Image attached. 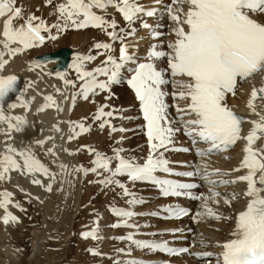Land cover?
Instances as JSON below:
<instances>
[{
	"label": "snow or ice",
	"instance_id": "6c2138e0",
	"mask_svg": "<svg viewBox=\"0 0 264 264\" xmlns=\"http://www.w3.org/2000/svg\"><path fill=\"white\" fill-rule=\"evenodd\" d=\"M46 3L51 4L52 0H46ZM156 3H160V0H156ZM176 4H187L188 10L184 12L182 8H174L173 5ZM108 6L115 7L122 15L126 28H119L117 31L118 23L114 18L108 20L93 10L94 8L104 10ZM164 9L169 19L176 25L172 30L176 39L168 43L170 51L157 50V45L153 44L148 52L147 61L139 62L135 53L130 51L135 47L134 44L126 41L135 36L137 29L134 25L137 20L141 22V27L153 28L143 20V17L155 16L158 12L155 7L145 8L139 0H66L56 6L58 13L56 23L49 25L44 19L29 14L24 23L16 27L13 21L23 18L22 7L15 6V0H0V17L7 16L3 25V39H0V72L10 62L9 59H5L6 55L12 58L28 49L43 46L46 40L55 41L69 28L92 27L104 31L111 42L94 44V49L101 50L97 55L106 54L100 66L88 70L85 66L86 62L94 61L97 56L74 54L70 67L82 83H80L79 90L71 96L72 105L75 106L78 96L87 101L90 96L99 95L101 92H108L109 95L105 99H110L111 86L118 85L126 79L128 86L134 91L139 101L149 149L144 162L140 163L135 157H125L123 148L113 149V155L108 156L91 146L84 145L82 148H86L89 154L94 156L91 168L83 165L69 168L60 163L59 172H53L37 157L31 144L17 149L6 143L4 152L0 153V181L10 180L11 172L16 171L23 176H31L33 185L41 186L46 192L51 193L57 180L61 184L58 191H63L65 182L74 186L78 174L82 173L86 177L92 173L97 177L95 182L102 187L121 189V195L129 198L127 200L129 207L109 205L111 214L120 218L111 227H125L134 231L117 237L119 240L129 242L130 246L127 250L117 249L119 254L129 258L123 261L117 259L114 264H145L142 260L131 258V246L141 250L172 254L190 252L189 248H172L167 241L158 242L135 238L139 225L131 221L142 213L135 212L133 208L145 201L138 198L119 177L126 176L127 181L132 184L150 183L158 189L162 197H187L201 201L200 210L193 217L195 222L202 219H231L219 214L210 206L209 201L218 204V198L223 195L224 202L230 205L231 201L227 194H222L215 189L230 183L246 182L247 189L244 195L249 199L245 209L235 217V227L231 238L216 245L222 251L218 254L207 251L191 254L197 258L215 257L216 264H264V195H262L264 193V149L254 147L255 143L264 136V114L257 112L255 106L257 99L264 100V87L253 88L251 91L247 107L257 116V119L250 121L252 127L245 136H242L241 132L246 118L237 115L226 103L228 94L233 96L236 94L238 79L245 80L255 73L264 72V22L254 18V15H264V0H172V4L165 5ZM177 13H182L183 19ZM53 29L56 30V34H52ZM42 33L48 35L45 36ZM150 34L153 39L163 35L159 31H151ZM115 42L121 45L118 57L112 54L115 51L113 48ZM163 58H167L168 67L167 70L161 71L157 69L155 61ZM42 63L46 61H33L29 65V70L39 67ZM125 71L130 73V76L125 77ZM54 75L63 81L65 87L75 88V82L65 78L66 72L57 71ZM166 75L171 79L166 78ZM101 76L106 79H99ZM176 77L187 79L177 81ZM17 80L18 77L14 74L7 76L0 74V123H7L6 134H9V139L12 130L22 132L28 127L26 117L5 115L4 111L6 98L10 93L17 92ZM170 83L173 86L178 83L181 88L178 93H172L173 99L178 98L187 102L183 108L175 105L184 134L191 138L194 147L199 143L208 146L206 149L196 147L195 154L201 158V163L192 171H174L170 166L173 161L165 156V152H189L191 150L175 146V135L181 129L172 126L174 121L169 118V105L166 102L168 93L163 90L164 86ZM33 84L34 82L29 81L25 90L17 94V102L10 103L7 107L14 109L21 106L28 110L32 101L25 99L24 95L27 88L32 87ZM56 91L64 94L59 88ZM44 99L45 103L38 111L52 107L63 111L52 95ZM67 99L68 96L65 95V100ZM105 108H109V105H100L94 115V120L102 121L99 127L101 129L108 127L112 133L125 131L111 124V119L123 118L116 117L115 113L118 110L112 108L106 112ZM185 116L194 118L185 120ZM67 123L72 133L68 137V142L90 131V127L82 121L69 120ZM54 127L56 131H60L58 125ZM3 132L4 130L0 129V133ZM53 139L54 137H47L44 140L35 141L34 144L43 148L47 140ZM122 139L117 142H122ZM240 140L246 141L243 148L244 155L239 167L233 171L247 169V173L235 180L213 179V177L228 176L230 173L222 172L220 169L209 171V165L204 162L203 158L228 151ZM45 154L55 156V145L48 148ZM225 158L230 159V157ZM114 161L115 166L113 167ZM105 173L107 175H104ZM157 173L189 178L199 176L204 183L210 186L209 194H194L192 190L200 185L165 178ZM36 174H40L49 182L44 184L42 179L36 178ZM68 176L72 179L68 180ZM13 195L7 190L0 191V208L5 212L0 219L5 225L9 222H18V217L8 210L10 204L25 211L21 204L13 203ZM26 195L31 194L26 193ZM33 198L40 199L38 196ZM163 211L170 218H181L190 213L189 209L172 205L167 206ZM151 214L157 215L158 213ZM99 219L97 217L93 221L95 226L91 230L81 233L83 239H103L100 234ZM200 243L202 247H209L203 243V240ZM193 246H195V241H193ZM87 250L91 255H102L96 248Z\"/></svg>",
	"mask_w": 264,
	"mask_h": 264
},
{
	"label": "bare ground",
	"instance_id": "6f19581e",
	"mask_svg": "<svg viewBox=\"0 0 264 264\" xmlns=\"http://www.w3.org/2000/svg\"><path fill=\"white\" fill-rule=\"evenodd\" d=\"M39 1L40 0H15V6L22 7V9H23L22 15H23L24 19L27 18L26 14H34V15H38L41 19H44L47 22V20L51 16V14L49 15V13H51V12L48 11L50 7L47 6L46 0H45V3H43L42 1H40V2ZM164 1L165 0H160V3H158L159 5H156L153 3V2H156V0H139V3H141L143 6L146 5L147 8L155 7L158 9V12L155 16L150 17V18L146 16L149 19H146L144 21H146L150 25H152L153 28L152 29H146L145 31H143L144 33H151V31H154V29H155V31L161 32V28L164 24V21H162V17L164 19V17L166 16V15H163L161 12V10L163 9L162 3ZM168 4L170 5V4H172V2H169V0H167L166 5H168ZM53 7H52V9H53ZM173 7L174 8H182L184 12H186L188 10L187 4H183V5L176 4V5H173ZM96 12L97 13L100 12L101 15L104 16L108 20H111L114 18L118 22V21H120L119 20V17H120V19H122V21H124L120 14L114 12L110 8H106L104 10H96ZM177 14L181 15V18L183 19L182 13H177ZM254 18H256L260 22H264V15H254ZM6 19H7V16L3 17L0 21V39H3L2 31H3L4 22ZM17 19L19 21L23 20V19L20 20V18H17ZM167 19H169V17ZM166 23H168V25L170 24L169 30H171V32H172L173 28L176 27L175 23L172 22L170 19ZM13 25L18 27L19 25H21V23H19L18 21H17V23L13 21ZM185 28H186V26H185ZM99 33H100L99 29L92 28V27L80 29L79 31H77L76 36H74V37H77L76 40H77V44H78V50L79 49L81 50L82 47L88 46L90 44V42L93 39H95L96 34L99 35ZM170 37L172 38L170 41H174L176 39V36L174 35L173 32L171 33ZM102 40H105V39H102ZM149 40H151L150 47L153 44H155V45H157V50H162L163 48L166 47L167 48L166 51H170V49L167 46L168 44L165 47H163L161 44L162 42H157L160 39L155 40L152 38ZM149 40H147V38L145 39V36H141L140 34L136 33L134 37L129 38L126 42L136 44L135 46L137 47V49L135 52L134 51L133 52L135 53V55L138 58H142V55H145L147 53L146 51L149 52V50H150V48L148 46ZM107 41L111 42V41H109V37H108ZM97 42H102V41L99 40V41L93 42V44H95ZM13 46H15V45H13ZM115 46H116V43L113 44V48H115ZM61 48H65V49H68L70 51L68 67H67V70L63 71V72H66V77H65L66 79H72L73 78V76H72L73 75L72 74L73 69L70 68L69 66L73 63L72 56H74L73 53L77 54V52H76L77 50L74 51V49L67 48V47H61ZM61 48H59V49H61ZM59 49H57V50H59ZM57 50H55V51H57ZM55 51H52V52H55ZM99 51H101V50H95L96 55ZM143 51H145V52H143ZM52 52H47V46L44 44L43 46L36 47L34 49H28L25 52H23L22 54H17L15 57H12V58H10L7 55L5 56V59H9L10 62L5 66V68L3 69L2 72H0V74L6 75L9 73H13V74L21 76L22 77L21 91L25 90L26 84L29 81L34 82V84L32 87L27 88V90L25 91V95H24L25 99L32 101L30 108L28 110H26L24 107H21V106H18L14 109H9L7 107V105L10 103H16L17 102V99H16L17 95H15L13 97L8 96L6 98L5 105H4L5 115H13V116L19 115V116L26 117L27 122H28V127L26 128L25 131H22V132H16L15 130H12L10 132L11 138L9 139V134H6L7 130H8L7 123H0V129L4 130L3 133H0V153L4 152L6 143L11 144L12 146H14L17 149L24 148L27 145L31 144L34 148V151L36 153L38 152V155H39L38 158L43 163H45L53 172H59L58 165L60 163L67 165L69 168H72L73 166H80L81 165L80 164L81 163L80 157L83 154H81L82 152H79L78 149L80 147L78 148V145H80V146H82L83 144L85 145V142L83 141V137L85 135L82 137V135H83L82 134L78 138L73 139L71 142H68V137L72 133L70 132L69 124L67 123V121L73 119L72 114H71L72 113V111H71L72 110L71 109V106H72L71 96L75 91H74V87H72V86L65 87L63 81L53 75V72L55 70H57V68L55 66L57 62L56 61H46V63H44L43 65H40L39 67H36L35 69H33L31 71L29 70V63L31 61H37V60L40 61V59H38L40 56L50 54ZM78 54L88 55L91 53L87 52L84 54V53L78 52ZM158 61H163V59L155 61L159 67V70H161V71L166 70L167 66L163 67L161 62L159 63ZM87 63L88 62H86V65H87ZM44 70L47 71L48 74H45ZM126 74L130 75V73H128V72H126ZM166 77H168V76L166 75ZM175 79L177 81H182V80H186L187 78L186 77H176ZM78 85H80V83ZM78 85H76V86L78 87ZM115 87H116L115 85L112 86L111 91ZM166 87H167V85H165L163 88V90L168 93V95L166 97V102L168 105H169V103L173 102L172 109H170L171 106H169V109H168L169 116L172 113L173 121L175 120L174 121L175 125L173 127L174 128H180V127H182V125H181V122L179 121V119H176V118H178V117H176V116H178V113L176 111L175 105H179L181 108H183L187 102L185 100L171 99L169 97L173 92L178 93L181 90L178 83L176 84V87H174L175 90H172V92H168V89ZM261 87H264V72L255 73L251 77H249L245 80H239L238 79L236 94L234 96L232 94H228L227 95L228 98L226 97L227 105L230 108H232V110L234 112L245 114L246 119H245L244 126H243V132L241 133L242 136L247 135V133L250 131V129L252 127V124L250 123V121L257 119V116L255 114L251 113L250 109L247 107V102L250 99L251 91L253 90V88L259 89ZM57 88L61 89L64 94L58 93L56 91ZM128 93H130V92L128 91ZM48 95H52L54 97V99L57 101V103L62 107L63 111H58L55 107L48 108L44 111H38V109H40L41 106L43 105V102L45 103L44 97H46ZM65 95L68 96L67 100H65ZM114 95H115V93H114ZM90 97L93 99L94 96L93 97L90 96ZM80 98H81V100H80ZM133 99H134V97H133ZM83 101H85V100L82 97L78 96L75 104L76 103L79 104V102L83 103ZM127 101H129V99ZM91 103H92V101H91ZM138 103H139V101H136V104H137L136 106H138ZM255 106H256L257 112L264 114V100L257 99L255 101ZM76 109H78V107ZM129 109H131V108H129ZM170 111H171V113H170ZM129 112H131V110ZM132 112H134V111H132ZM77 114H76V116H79ZM129 115H130V113H129ZM130 116H129V118H130ZM136 116L139 117L138 115H136ZM190 118H194V117H189V116L184 117L185 120L190 119ZM176 120L178 121L177 124H176ZM142 124H143V120H141V126H142ZM56 125L59 126L60 131L55 130L54 126H56ZM113 125L116 126V125H121V124L115 123ZM126 127L122 126L123 129L126 128L125 130H128V129L130 130L132 128H137L138 125L133 124V126L129 127V125H128ZM52 128L54 130V131L53 130L52 131L54 132V136H55V137L54 136L53 137L55 138V141H56L55 142V153H56L55 156L45 154V152L48 148L53 147V145H54V143H52L53 141L50 143L47 140L46 143L44 144L43 148L34 144V142L37 140H44L45 138L50 137ZM142 128H144V127L142 126ZM182 131H184L183 128L179 132L176 133L175 145L191 144V138L187 137L184 133H182ZM132 132H134V131H132ZM132 132L128 133L127 135L129 137H131L132 135L135 136V135L139 134L136 131L134 133H132ZM122 133H124V131L111 133V134H114L115 136L125 135ZM93 135H94L93 139L96 142L97 138L95 136H97L98 134L95 135V133H93ZM182 135H185V137H183ZM98 140H101V138ZM94 141H93V143H94ZM146 141H147V138H146L145 142H142V144L147 143ZM47 142H48V145H46ZM236 145H237V147L235 149L230 148L229 151L226 153L221 152L219 154H213L210 157L203 158L204 162L208 163V165H209V168H208L209 171H212L215 169H220L222 172H229L230 173L228 176L213 177V179L235 180L237 177H239L241 175H245L247 173V169H241L240 171H233V169L238 168L240 165V162H241L243 155H244L243 148L246 145V141L240 140L237 142ZM201 147L203 149H206L208 146L207 145H201ZM254 147L258 148V149H264V136H262L255 143ZM121 148H123L124 150H127V148H124V147H121ZM80 151H82V149ZM69 152H72L73 154L69 155L68 154ZM83 152H84V150H83ZM167 154L169 157H167V156L166 157L170 161H172V160H174V161H185L186 163L193 164V166L191 167L193 169L195 168V166H197L201 163V158L198 156H194L193 152H189V153H178V152H174V151L173 152H165V155H167ZM88 156L86 158H88ZM226 156L230 157V159H226L225 158ZM90 157H91V155H90ZM17 159L19 160V157H17ZM20 163L22 164V161H20ZM10 175H11L10 180L0 181V191L7 190V191L12 192L14 194L12 197L13 203L24 204L22 199L18 200L17 195H22L23 197L31 198L35 203H37V205L39 204L40 208H42L43 211H45L46 213L50 212V211L53 212L54 211L53 208L57 207V206L53 207L54 205H58V206L60 205L61 206L62 204H64L65 199H67L69 194L72 193L69 196L71 199L68 200V201H71L70 204L72 203L73 200L75 201V203L73 204L75 210L73 209L74 211L71 213V216H70V224H71V218L75 217L74 214L76 213V209H77V205H78L77 193H78V190L80 188H82L81 185L83 184L82 183V173L77 175L74 186H70L67 182H65L63 184V191H58V189L61 188V184H60L59 180H57V182L53 185V190L51 193L46 192L41 186L33 185L31 183V179H32L31 176H23L19 172H16V171L11 172ZM257 175H259V173ZM36 178L42 179L44 181V184H47L49 182L47 179H45L40 174H36ZM67 179L71 180L72 177L68 176ZM194 179H196V177H194ZM145 187L153 188L154 186L149 184ZM209 187L210 186L208 184L204 183V181H203V187L198 189L197 192L199 191L200 194L203 193L205 195H208L209 194ZM246 189H247V183L246 182L230 183L228 185H223V186L217 187L215 189L216 191H218L222 194H227L228 199L231 201V203H230V205L226 204L224 202V196L222 195L220 198H218L219 199L218 204L213 202V201H209L210 206L213 209H215L219 214H221L223 217H230L231 219H220V220L202 219L199 222H195L193 220V217L195 216V213L200 210L201 201L191 200L187 197H180V198H174L173 197V198H162L161 199V200H168L167 203L165 201H163L165 203L162 204V206H169V205L177 206L178 204H184V205L191 207V209H192V213L190 214L191 216L189 215L187 217H184L179 221H164V220H161V219H158L155 217H145L146 213H148V211H151L153 209V207L150 208L149 206L140 207V208L136 207V208H133V210L137 213H142V215H139V216H144L146 220L151 221L152 223L153 222H155V223L159 222L160 223L159 226H154V225L149 226V225H151L149 223L148 226H146L142 230V233L144 232L147 235H151V234L159 235V237L156 235L157 239L156 238L155 239L154 238H148L145 240H155L158 242L167 241L168 243H172L174 245H178V244H189L190 245L193 241H195V246H193V244H191L190 254L182 255L180 257L175 258L176 261L185 262V263H195V262H197L196 261L197 257L192 255L191 253L206 252L207 251V252H212L214 254H218L219 252L222 251V249L219 247H216V245L218 243L222 244L223 242H225L226 240L231 238L230 233L234 230V227H235V217L240 211L245 209L247 201L249 199L248 197H246L244 195ZM132 191H134V190H132ZM26 193H30L31 195L28 196V195H26ZM136 194L138 195V192ZM154 194H155V192H152L151 190L147 191V189H146V191L144 192V194L142 196L146 197L145 200L146 199L148 200V199L152 198V195H154ZM233 194H235V198H233ZM262 195H264V193H262ZM37 196L40 198L39 200L33 198V197H37ZM177 199H179V200H177ZM40 201H43V202L41 203ZM66 203H67V201H66ZM118 206H125V205H118ZM125 207H127V206H125ZM52 209H53V211H52ZM104 209L105 208H102V209L100 208L97 210L100 214V216H97L100 218L99 219L100 229H101L100 234L102 235L103 240L110 241L108 239L117 238V235L115 232H110L111 231L110 230V228H111V226H110L111 218L110 217H112L113 215H109L107 211H104ZM8 210L10 212H12L15 216L18 217V222H16V223L9 222L8 225H5L2 221V219H0V264H12L13 261L16 260L17 255L22 254V252L19 249H17L16 247L11 246L9 244H6L9 240L16 238V236H20V234H21L22 225H21V219L18 216L19 211H21V210L14 207L11 204L9 205ZM27 210L28 209H26V211ZM97 211L92 212L89 219L87 221L85 220L83 225H85V227L88 228L87 230H91L94 227L93 221L97 219V217H95V212H97ZM51 214L53 215V213H51ZM4 215H5L4 209L0 208V218H2ZM54 215H55V213H54ZM47 217H49V216H47ZM113 217L115 219H118V220L120 219V218L115 217V216H113ZM89 222H91V226L87 225ZM174 227H181L183 230L188 229V231L190 230V232H188L187 234H184L185 238H188L187 239L188 241H186V242L172 241L173 239H175V240L179 239V237H181V235L163 233V230L171 229ZM121 229L125 230L127 233L129 231H134V230L129 229V228H125V229L121 228ZM70 230L71 229L68 228L67 231L69 232ZM122 230H120V232H123ZM140 231H141V227L139 228L138 232H140ZM30 232H32L31 235L34 236V241L32 244L31 256H29L28 258H30V257L36 255V253L40 252L41 245H42L41 241H43L45 238V237H42L40 230L33 229ZM118 234H120V233H118ZM67 237H70V236H67ZM135 238L141 239L142 237L136 236ZM201 240H203L204 244L209 245V247H202L201 243H200ZM105 244L107 245V242H105ZM122 247H117V248L122 249ZM142 252H139L137 254H135L133 252V254H131V257L132 258L133 257L134 258L140 257V258H143L145 260H151L154 262L160 261V260H162V258H164V256L159 254L157 251H150L151 254H149L148 251H147L148 254H145L144 252L142 254ZM106 255H107V253H106ZM199 262H202L201 264H216L215 257H212V258L202 257V258H199Z\"/></svg>",
	"mask_w": 264,
	"mask_h": 264
},
{
	"label": "rangeland",
	"instance_id": "374dc122",
	"mask_svg": "<svg viewBox=\"0 0 264 264\" xmlns=\"http://www.w3.org/2000/svg\"><path fill=\"white\" fill-rule=\"evenodd\" d=\"M40 1L45 3V0H40ZM63 2H66V0H59V1L58 0H52L51 4L54 7L51 4H47V6L50 7L48 11L51 12V13L48 12L49 15L51 14L49 19L47 20V23L49 25L57 22L58 13L56 12V6L59 3H63ZM166 2H167V0H165L162 3L163 9L161 10L162 14L166 15L164 17V19L162 17V21H164V24L161 28V33H163V35L156 38V39H160L157 42H162L161 44L163 47H165L170 42V40L172 39L170 37L172 32H171V30H169L170 24L168 25V23H166L169 20V19H167L168 14L165 12V9H164ZM153 3L156 5H159L156 2H153ZM52 7H53V9L54 8L55 9L53 10ZM98 13L101 14L100 12H98ZM28 15L29 14H26V17ZM36 16L39 17L38 15H36ZM149 18H147L145 16V17H143V20H146ZM20 20H22V21L15 19L14 22L17 23V21H18L19 23L23 24L25 19L20 18ZM119 20L120 21L117 22L118 23L117 31H119V28H126L127 27L125 21H122V19H120V17H119ZM138 21L139 20H137L135 25H134L135 28L137 29L136 33L140 34L141 36H145V39L147 38V40L152 39V36L150 33H144L143 32L146 29L141 27V24H140L141 22L139 23ZM79 30L80 29L69 28L67 31L61 33L57 40H55V41L46 40L45 45L47 46V52L55 51L61 47H67V48L74 49V51L77 50L76 51L77 54H78V52L84 53V54L87 52L91 53L92 55L97 56V58L94 61H91V63L88 62L87 63L88 66L87 65H85V66L87 69L92 70L95 67L100 66L106 58V54L101 55V56L96 55V53H95L96 49H94L93 42H96L99 40L108 42L107 41L108 37L104 31L99 29V31H100L99 35L96 34L95 39H93L91 41L92 43L90 42V44L88 46L82 47L81 50L80 49L78 50V44H77V40H76L77 37H74V36H76V32ZM108 30L111 31V29H108ZM154 31H155V29H154ZM42 34L47 36L46 33H42ZM52 34H56L55 29L52 30ZM102 39H105V40H102ZM150 43H151V40H149V42H148L149 48H150ZM119 46H120V44H118V45L116 44V46L114 48L115 51H114L113 55L117 54V50H118ZM32 49H34V48H32ZM166 49L167 48L165 47L162 50L166 51ZM143 52H145V51H143ZM146 52L147 53L145 55H142V59H144V60H147V58H148V51H146ZM73 55H74V53H73ZM73 57L74 56H72V59H73ZM166 60H167V58H163V61H158V62L159 63L161 62L162 66L165 67L166 63H167ZM156 67L159 70L157 63H156ZM72 74H73L72 76H73V80L75 81V83L78 82V80H77L78 78H77L75 71H73ZM166 78L171 79L169 76ZM174 87H176V86H173V84L170 83L167 85L166 88L168 89V92H172V90H175ZM74 91L77 92V90L75 88H74ZM128 91L130 93H128ZM114 93H115V95H114ZM108 95L109 94L107 92L106 93L101 92L99 95H95L94 97L92 96L93 99L91 97H89V99L87 101H83V103H81V102H79V104L76 103L74 107H72L73 106L72 105L71 106V109H72L71 114H72L73 119H71V121L72 120L73 121H82L86 126L90 127V131H88L87 133H84L82 135V137L85 135L83 137V141L85 142V145L87 144L88 146H91L93 149L100 151V152H102L108 156L113 155V149L124 147V148H127V150H125L123 152L124 156L135 157L138 159V161L140 163H143L144 159L146 158V156L148 154L149 149L147 148L148 147L147 143L142 144V142H145V140H146V135H145V129L142 128V126H141V121H138V119H133V116L135 114L134 112L137 113V111H135L137 104L135 103L136 101L134 102V100H136V98L133 96L132 92L128 88L124 87L122 84L117 85L111 91V98L106 100L105 97ZM133 97H134V99H133ZM227 98H228V96H227ZM128 99H129V101H127ZM80 100H81V98H80ZM91 101H92V103H91ZM93 101H95V102H93ZM43 104H44V102H43ZM103 104L109 105V108L104 109L106 112L111 110L112 108H117L118 111L121 114H123V118L114 119V122H113L114 124L120 123L122 126H125V127L128 125L130 127V126H133V124H135V125H138V127L132 128L130 130L129 129L125 130L124 133H122V134H125L126 136L125 135L115 136L114 134H111V131L108 127L101 129L99 127L100 121L94 120V115L97 111V108ZM76 106L78 107V109H76L77 108ZM169 106H171L170 109H172L173 103H171V105L169 103ZM129 108H131V109H129ZM130 110H131V112L132 111H134V112L131 113V112H129ZM129 113H130V115L132 114L131 115L132 117L129 115ZM170 113H171V111H170ZM76 114L79 116H76ZM129 116H130V118H129ZM172 117H173V115L171 113L169 118L173 120ZM177 122L178 121L176 120V124H177ZM174 125H175V122L173 123L172 126H174ZM180 128L182 129V127H180ZM52 130H53V128L51 129L50 137L54 136V132H53L54 130L53 131ZM132 131H134V132L136 131L139 134L135 135V136L130 135L131 137H129L127 134L132 132ZM92 132L95 133V135L98 134L97 136H95L97 138L96 142L93 139L94 135ZM134 132H132V133H134ZM113 136L115 138L116 137L117 138L115 139ZM182 136L185 137V135H182ZM100 138H101V140H98ZM121 138H123L122 142L118 143L117 141H121ZM93 141H94V143H93ZM48 142H50V143L52 142L55 145L56 141L54 138L53 140H48ZM48 142L46 145H48ZM82 146H84V144ZM82 146L78 145V148L80 147L78 149L79 152H82L81 154H83L81 156L82 158L80 157V162H81L80 164L85 166V167L91 168L93 166L91 161L94 159V156L91 155V157H90L88 150L86 148H81ZM236 147H237V145L234 146L232 149H235ZM81 149H82V151H80ZM83 150H84V152H83ZM170 152H173V151H170ZM36 155H37V157L39 156L38 152L36 153ZM87 156H88V158H86ZM165 156L169 157L168 154ZM226 157H228V156H226ZM114 166H115V161L113 162V167ZM104 175H107V173H105ZM119 179L122 182H125L127 184V186L129 187V189L134 190L135 192H138V195L136 194L137 197L142 198L145 201L143 204L137 205L134 208H136V207L140 208V207H146V206H149L150 208L159 207L160 205L164 204L165 202L167 203V201H168V200L158 199L156 196L158 193L157 194L155 193L154 195H152V198L145 200L146 197H144L142 195L144 194L146 189H147V191L151 190L152 192H155L154 187L153 188H147L145 186H147L149 184H145L143 182H137L135 184H132V183L127 181L126 176L119 177ZM96 180H97V177L95 174L89 173L86 177L82 174V183L83 184L81 185L82 188H80L78 190V193H77L78 205H77L76 213L74 214L75 217L71 218V224H70V216H71V213L75 210L74 205H73L75 203V201L73 200L74 202L72 201V203L70 204L71 201H68V200L71 199L69 196L72 193L69 194L67 199H65L64 204H62L63 206L61 205L62 207L60 205L59 206L54 205L53 207L57 206L56 208H53L54 211L52 209L53 212L50 211L47 213L45 211H43V209L40 208L39 204L37 205V203H35L31 198L23 197L22 195H17L18 200L22 199V201L24 203L21 205H22L23 209H25V211H19V215H18L19 218L21 219V225H22L23 230L21 229V234L19 233L20 236H16V238L18 237L17 239L13 238V239L9 240L6 244H9L11 246L16 247L17 249H19L22 252V254L17 255L16 260H14L12 264H114V261L117 259H119L121 261L128 259L129 257L124 256L122 254H119L116 250V249H118L117 247H122V246H123L122 249L127 250L130 246L128 241H125V240L122 241V240H119L117 238H114V239L111 238V239H108L110 241H105L103 239L93 240L91 238L83 239L81 237V233L83 231H88L87 230L88 228H86L85 225H83V224H84L85 220L87 221L89 219L92 212L97 211L100 208L101 209L105 208L107 205H110V204L112 206H118V205L129 206L127 203V200L129 198L121 195V189H119L118 187L104 188L101 185H99L98 183H96L95 182ZM177 200H179V199H177ZM66 201H67V203H66ZM163 201H165V202H163ZM196 201H198V200H196ZM26 209H28V210L26 211ZM51 213H53V215ZM54 213H55V215H54ZM47 216H49V217H47ZM110 218H111L110 226L118 221V219H115L113 216ZM133 221H135V223H137L139 225V228L141 227V231L138 232V234L136 236L142 237L141 238L142 240H145L148 238H154V239L156 238L157 239V236L159 237V235H157V234L147 235L144 232L142 233V230L146 226H148L149 223L151 224L149 226H153V225L159 226L160 225L159 222H156V223L153 222L152 223L151 221L146 220L145 217L139 216V215L134 217ZM87 225L90 226V223H88ZM68 228L71 229L72 231L70 230L68 232L67 231ZM33 229L40 230L42 237H45V238L43 241H41L42 245H41L40 252H38V253H36V255L28 258L29 256H31L32 244L34 241V236H32L31 235L32 232H30ZM99 229H100V223H99ZM110 230H111L110 232H115L117 237H120V236L127 234V232L125 230H122L120 227L119 228L111 227ZM120 230H122L123 232H120ZM118 233H120V234H118ZM67 236H70V237H67ZM105 242H107V245L105 244ZM191 244H193V242ZM89 248L98 249L99 252L102 253V255H91L89 253V251L87 250ZM142 251L145 254H148V252H149V254H151V252L148 251L147 249L141 250V249H137L135 246H131V254H133V252L135 254H137V253L142 252ZM143 252H142V254H143ZM106 253H107V255H106Z\"/></svg>",
	"mask_w": 264,
	"mask_h": 264
},
{
	"label": "water",
	"instance_id": "95a60500",
	"mask_svg": "<svg viewBox=\"0 0 264 264\" xmlns=\"http://www.w3.org/2000/svg\"><path fill=\"white\" fill-rule=\"evenodd\" d=\"M70 51L68 49L65 48H61L53 53L50 54H46V55H42L40 56L41 59L45 60V59H58L60 62V66L64 69L66 67V64L68 62V55H69Z\"/></svg>",
	"mask_w": 264,
	"mask_h": 264
}]
</instances>
